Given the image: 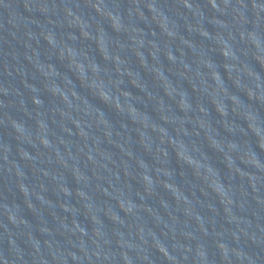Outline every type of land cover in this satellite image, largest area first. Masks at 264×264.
<instances>
[{
  "label": "water",
  "instance_id": "obj_1",
  "mask_svg": "<svg viewBox=\"0 0 264 264\" xmlns=\"http://www.w3.org/2000/svg\"><path fill=\"white\" fill-rule=\"evenodd\" d=\"M0 264H264V0H44Z\"/></svg>",
  "mask_w": 264,
  "mask_h": 264
}]
</instances>
